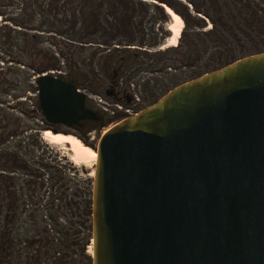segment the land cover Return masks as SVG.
Instances as JSON below:
<instances>
[{
  "label": "water",
  "instance_id": "95a60500",
  "mask_svg": "<svg viewBox=\"0 0 264 264\" xmlns=\"http://www.w3.org/2000/svg\"><path fill=\"white\" fill-rule=\"evenodd\" d=\"M51 125L99 117L36 79ZM91 264H264V51L186 81L100 137Z\"/></svg>",
  "mask_w": 264,
  "mask_h": 264
},
{
  "label": "rangeland",
  "instance_id": "374dc122",
  "mask_svg": "<svg viewBox=\"0 0 264 264\" xmlns=\"http://www.w3.org/2000/svg\"><path fill=\"white\" fill-rule=\"evenodd\" d=\"M77 1L69 5L67 15L64 11L50 13L52 0H29L27 4L15 0L0 2V155L14 154L24 162V165L12 170H5L0 165V173H8L13 178L18 197L17 216L10 224L16 242L8 264L24 262L25 246L23 242L17 241L22 234L43 235L44 230L48 228L55 231L62 229L71 234L63 245L66 260L85 264L79 257L76 246L71 242L77 236H74L73 232H80L75 239L79 242L80 238L87 240L88 231L79 225L77 215L72 214L75 212L74 201L78 200L74 197L75 193L88 187L92 188L89 173L94 167L74 165L69 161L67 150L47 144L42 140L41 133L50 130L72 135L95 148L108 128L138 112L134 110L133 113L119 115L118 111L124 110L117 108L110 99L99 93L96 86L91 85L90 81L94 80L93 73L98 80L105 83L101 61L116 47H125L126 37L120 34L109 41L103 32L98 31L94 36H90L83 27L76 31L78 18L82 17L80 7L90 6L88 1ZM32 7L38 8L37 14L32 12ZM72 7L79 8L73 13L70 11ZM144 10L142 13L137 8L134 14V23L142 21L143 25V33L133 34L138 50H132L133 46L128 47V51L137 53L128 58V52L122 53L125 62L120 71L121 81L127 84L138 98H142L148 90L156 88L159 99L172 88L218 69L222 67L223 62L231 60L223 45L204 36V32L212 26L209 20L202 19L200 28L193 26L198 20L191 7L189 11L192 20L187 25L184 23L181 33V44L187 47L184 55L176 51L178 43L173 48L162 49L170 36L167 31L170 18L165 13L164 16L160 14L156 4L149 1L146 2ZM22 20L28 25H34L37 31V39L30 51L25 47L30 30L21 25ZM79 21L82 24L83 21ZM140 41L144 44H138ZM229 41L232 48L238 50L236 60L247 56L249 53L246 51H251L249 42H245L246 49L240 50L232 38H229ZM36 52L49 57L39 71H33L32 56ZM14 55H17L16 60ZM182 55L183 60L180 61L179 57ZM173 64L176 68L170 67ZM42 74H52L58 78L70 75L75 86L86 95L87 104L90 99L92 104L96 105L95 111H102L106 113L104 116L114 119L106 127L91 132L47 123L40 110L34 80ZM83 76L87 79H82ZM104 108L108 110L105 112ZM126 108L131 109L129 106L124 109ZM46 124L49 127H45ZM87 179L91 180V184ZM7 204V199H3L1 221L4 219ZM71 207L73 209L70 214ZM43 260L46 264H53L46 255Z\"/></svg>",
  "mask_w": 264,
  "mask_h": 264
},
{
  "label": "trees",
  "instance_id": "16d2710c",
  "mask_svg": "<svg viewBox=\"0 0 264 264\" xmlns=\"http://www.w3.org/2000/svg\"><path fill=\"white\" fill-rule=\"evenodd\" d=\"M15 1L27 4L29 0ZM87 1L90 3V6L88 8L80 7L79 9L82 17H79L78 20L81 19L83 21V30L89 28L95 20L98 30L102 29V32L106 34L109 41L120 34L126 37L125 47H116L101 61V70H103L105 74L108 73L110 68H118L120 64L125 62V57H123L122 53L128 52L126 58H128V56L134 57L137 53V51H128L130 50L128 47L131 46L134 47L132 50H138L135 47L136 44L134 43L133 34L135 32L143 33L142 21L134 23V14L137 8L143 13L147 1L156 4L157 10L163 16L165 12L160 5H166L182 17L185 25L189 24L192 20L189 7H191L192 12L198 20L193 25L194 27L200 28L202 19L209 20L212 26L204 32V36L223 45L231 59H228V62H223L221 64L222 66L236 60V53L238 50L232 48L229 38L235 41L240 50L246 49L245 42H249V49H251L253 54L264 51V0H78L77 2L85 3ZM75 2L76 0H52L50 5L51 9L49 11L50 13H60L64 11V14H66V12L69 11V5ZM76 8L78 9L79 7H72L70 11L75 13ZM30 9L35 14L39 11L36 7ZM22 21L23 23L21 25L30 30L28 33L29 39L26 40L25 44L26 50L30 51L33 42L37 39V31L34 25H28L24 23V20ZM181 33H183V31ZM181 38L180 36L176 51L184 50L185 52L187 47L181 44ZM138 44L143 45L144 43L140 41ZM153 44L155 43H152V45ZM251 51H246V53H249L246 55H250ZM16 58L17 55H14L15 60ZM48 59V55L36 52L32 56L33 71L41 70L40 68L45 66ZM75 74L77 76L78 72ZM59 78L72 84L75 83L70 79V75L65 78L59 76ZM85 78L87 79L85 76L82 77V79ZM36 79L35 77L34 80ZM98 117V121H85L84 130L87 132L100 130L109 125L112 119H114V117L104 116V114H100ZM0 165L5 170H12L17 168V166L24 165V162L14 154L5 153L0 155ZM44 166L47 167V165ZM87 180L89 184H91V180ZM74 197L78 200L74 201L75 212H73L72 215H77L79 225L88 231V238L86 241H84V238H80L78 242V239H75L78 238L80 232L75 231L72 234H74V236L77 234V236H75L76 238L72 240L71 244L76 246L78 255L82 258L83 262L85 264H91V256L87 253V246L91 242V188L88 187V189L79 190L75 193ZM3 199H7L8 204L2 222L1 203ZM17 201L18 197L15 191L13 178L8 173H0V264H8L14 252L16 237L12 232L10 224L17 216ZM72 209L73 207L70 209V214L72 213ZM70 235L71 234L64 232L62 229H57V231H55L51 230V228L45 229L43 235L37 233L22 234L21 238L17 239V241L23 242L25 246V257L22 264H44V255H46L48 259H51L53 264H76L74 260H72V263L71 261H67V256L64 253L65 248L63 245L69 240Z\"/></svg>",
  "mask_w": 264,
  "mask_h": 264
},
{
  "label": "flooded vegetation",
  "instance_id": "af4514ba",
  "mask_svg": "<svg viewBox=\"0 0 264 264\" xmlns=\"http://www.w3.org/2000/svg\"><path fill=\"white\" fill-rule=\"evenodd\" d=\"M82 27L84 26H82L81 22L78 20V23L75 26V30L80 31ZM85 30L90 36H94L98 31L102 32V29L98 30L97 22L95 20L93 21L91 26ZM177 52L182 54L185 53L184 50L183 51L178 50ZM183 55L179 57L180 61L183 60ZM170 67L176 68V65L173 64L170 65ZM122 68H123V64H120L118 68H112V69L110 68L107 74L103 73L104 71L102 70V77H104L105 83L103 81L98 80L95 77L96 76L95 73H93L94 82L90 81L91 85L96 86V88L99 90V93H101L104 97L110 99L113 102V104L117 106V108H119L120 110H124V111H118L119 115H127L130 112L133 113L134 110L140 111L142 108L149 106L158 99L159 92L156 88H154L153 90H148L142 98H138L136 94L130 89V87H128L127 84H123V82L121 81L120 71ZM88 103L90 104V106L89 104H87V101H86V106L89 109L96 112L97 115L106 114L103 113L102 111H95L96 105L92 104V101H90V99L88 100ZM128 106L131 108L130 110L128 108L124 109L125 107ZM103 110L106 112L108 109L104 108ZM84 123L85 121L81 122V124L75 128L79 131L84 130ZM45 127H49V126L46 124Z\"/></svg>",
  "mask_w": 264,
  "mask_h": 264
},
{
  "label": "bare ground",
  "instance_id": "6f19581e",
  "mask_svg": "<svg viewBox=\"0 0 264 264\" xmlns=\"http://www.w3.org/2000/svg\"><path fill=\"white\" fill-rule=\"evenodd\" d=\"M161 7L163 8L165 14L170 18V23L167 26V31L170 33V36L163 45L162 49L173 48L179 41L184 22L178 14H176L166 5H161ZM41 138L47 144L60 146V148L67 150L69 161L74 165H82L86 166L87 168L94 167L97 159L96 152L92 147L84 144L79 138L67 134H55L50 130H44L41 133ZM93 176L94 170L92 168V171L89 173V177L92 178ZM87 253L89 255L92 253L91 242L88 246Z\"/></svg>",
  "mask_w": 264,
  "mask_h": 264
}]
</instances>
